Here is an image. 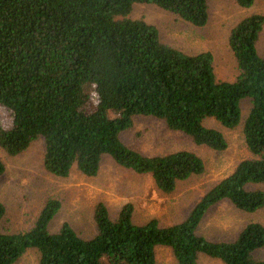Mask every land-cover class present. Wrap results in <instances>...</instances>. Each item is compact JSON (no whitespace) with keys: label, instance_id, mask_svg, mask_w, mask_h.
<instances>
[{"label":"trees","instance_id":"obj_1","mask_svg":"<svg viewBox=\"0 0 264 264\" xmlns=\"http://www.w3.org/2000/svg\"><path fill=\"white\" fill-rule=\"evenodd\" d=\"M135 2L154 4L194 26L208 18L207 0H0V108L8 113V121L0 122V148L15 155L39 139L42 167L56 176L71 168L95 175L108 155L119 166L148 173L164 193L201 173L203 161L186 148L144 154L125 144L120 134L136 115L161 119L213 150L227 143L204 119L227 128L240 124L247 156L182 219L165 225L154 217L133 222L129 201L111 218L98 201L91 236H80L67 222L50 231L60 202L46 198L27 228L4 231L0 201V264H14L30 248L36 264H155L156 245L168 247L176 264H198L199 253L224 264H264L254 255L264 245L258 220L249 219L231 240L196 231L205 211L222 198L241 212L264 207V53L256 48L264 16L252 12L231 26L226 43L236 73L219 79L209 50L188 53L163 42L153 24L129 15ZM233 2L248 7L253 0ZM4 170L0 158V175Z\"/></svg>","mask_w":264,"mask_h":264},{"label":"rangeland","instance_id":"obj_2","mask_svg":"<svg viewBox=\"0 0 264 264\" xmlns=\"http://www.w3.org/2000/svg\"><path fill=\"white\" fill-rule=\"evenodd\" d=\"M207 6L208 18L202 26H194L151 3H133L129 15L142 17L153 24L163 42L184 52L209 50L216 78L231 79L236 67L226 43L227 33L237 20L249 13L259 12L264 16V0H253L248 7H240L233 0H207ZM256 48L260 54L264 53V22ZM246 107L247 101H242V113ZM7 121V111L0 108V122ZM203 123L223 134L227 143L223 150L195 144L186 134L167 128L161 119L151 116L136 115L132 125L120 134L125 144L144 154L186 148L201 157L203 171L177 181L168 193L158 190L148 173H136L119 166L108 155L101 157L95 175L87 176L71 168L66 176H56L42 167L39 139L15 155H7L0 148V158L5 166L0 175V201L5 206L2 230L27 228L46 198H56L60 202L48 229L55 231L62 222H67L82 237H89L95 231L92 209L98 201L105 205L111 218L116 216L124 202L129 201L133 207L131 218L135 223H143L151 217L162 225L182 219L206 189L248 154L240 124L227 128L212 118L204 119ZM260 186L264 188V184ZM249 219L264 225V207L250 213L241 212L228 199L222 198L205 211L196 231L212 240H231ZM254 255L264 258V245L256 249ZM154 256L155 264H176L166 246L156 245ZM197 261L198 264H224L218 258L203 253L198 254ZM36 262L37 252L30 248L14 264Z\"/></svg>","mask_w":264,"mask_h":264}]
</instances>
